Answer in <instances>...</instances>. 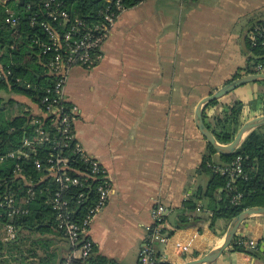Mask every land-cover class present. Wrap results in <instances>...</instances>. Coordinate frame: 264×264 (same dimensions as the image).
Wrapping results in <instances>:
<instances>
[{"label": "crops", "instance_id": "1", "mask_svg": "<svg viewBox=\"0 0 264 264\" xmlns=\"http://www.w3.org/2000/svg\"><path fill=\"white\" fill-rule=\"evenodd\" d=\"M256 19L264 20V0H145L122 12L93 68H73L67 94L81 110L76 135L106 166L113 187L89 231L95 255L140 264L157 204L166 208L170 231L182 216L189 222L171 235L191 247L158 246L165 261L181 264L222 244L230 222L221 219L211 228L207 198L196 200L200 210L184 209L186 198L205 191L209 181L198 173L208 141L196 112L238 73L248 75L245 38ZM260 95L261 109L264 83L244 84L219 105L207 104L204 121L238 100L246 104V121L261 116L250 106ZM238 235L264 252V215L246 219ZM210 264H264V258L229 247Z\"/></svg>", "mask_w": 264, "mask_h": 264}, {"label": "built area", "instance_id": "2", "mask_svg": "<svg viewBox=\"0 0 264 264\" xmlns=\"http://www.w3.org/2000/svg\"><path fill=\"white\" fill-rule=\"evenodd\" d=\"M20 2L0 0V6L7 7V22L11 26L19 23V17L11 11L9 3ZM25 5L27 9H32L28 16L30 23L40 26L44 33V37L36 38L34 42L42 54L50 55L46 67L51 85L39 102L22 96L26 104L24 112L29 115L34 130L30 137L24 135L20 147L3 154L0 160H16L14 175L27 182L28 203L36 197L35 187L39 183L25 176L20 162L31 161L38 171H45L39 181L46 183L41 191L51 192L49 203L55 214L56 228L69 248L61 264H84L95 249L89 235L92 222L106 206L113 187L106 166L88 152L76 135L75 122L81 110L70 101L67 84L73 68H93L102 58L103 46L127 7L123 0H106L97 12L98 19L89 21L70 12L62 0H29ZM250 37L255 42V35L250 34ZM256 70L257 73H264V59L256 65ZM12 78L13 70L0 65V80L9 81ZM16 82H21V79L16 78ZM27 86L31 87L32 84L28 83ZM242 159L238 156L217 171L229 174L234 181L244 175ZM3 185H7L6 180L0 182V187ZM73 189L79 191L76 195L77 206L85 210L80 219H76L78 209L69 196ZM240 197L239 194L236 199ZM28 212L8 188L0 194V217L3 213L14 217ZM151 218L140 251V264H156L159 259L166 260V256L158 251V246H168L171 242L181 251L189 250L191 242L176 241L170 234L163 204L152 208ZM18 230L14 223H6L2 228L4 240L16 239ZM246 243L248 248L256 246L252 240Z\"/></svg>", "mask_w": 264, "mask_h": 264}, {"label": "trees", "instance_id": "3", "mask_svg": "<svg viewBox=\"0 0 264 264\" xmlns=\"http://www.w3.org/2000/svg\"><path fill=\"white\" fill-rule=\"evenodd\" d=\"M20 3H9L11 11L19 17V23L11 26L7 22V7L0 6V65L6 69H12L14 78L9 81L0 80V157L21 146L24 137L22 128L27 124L26 135L30 137L34 126L30 123L29 115L24 112L25 102L15 97L7 101L1 93L16 94L29 97L34 102H39L41 97L46 94L51 85L50 76L47 74L46 63L50 55H44L35 44L36 38L44 37L40 26L32 25L28 16L32 9H27L26 2L29 0H20ZM66 8L89 21L98 19L97 12L104 6L106 0H62ZM145 0H123L127 8L136 6ZM250 34L255 35V42ZM42 38V37H41ZM246 47L250 52L247 74L257 73L256 65L264 59V20H255L249 27V33L246 36ZM238 73L234 79L241 77ZM20 78L21 82H16ZM264 83V81H258ZM32 84L28 87L27 84ZM221 103L220 99L208 103L206 109L210 106H217ZM263 103L261 95L250 102L252 109H260L259 104ZM245 103L235 101L232 104L225 105L221 114L213 116V121L206 122V125L213 132L216 140L221 144L231 143L242 125L246 122L244 115ZM260 115L264 114V108H261ZM206 117V111H204ZM238 156H241L244 175L231 180L229 174H222L217 171L218 168L232 163ZM23 166L26 177L33 179L36 184L37 194L34 200L27 202V182L14 175L16 160H0V182L6 180L7 185L0 187V194L8 188L10 192L16 194L19 202L29 210L27 214L11 217L3 213L0 217V264H61L65 259L58 249L69 251L66 240L62 238L57 231L55 224V214L49 203L51 192H42L45 182H39L40 177L45 171H38L31 161L20 162ZM198 173L206 175L209 179L205 191L202 189L194 198L187 199L184 203V209H197L198 199L207 198L208 208L212 212L211 228L215 227L218 220L224 219L228 223L245 209L251 207H264V125L253 130L241 146L232 154H219L214 146L208 142L207 151L203 156L202 163ZM54 189V186H53ZM222 190V191H220ZM78 189L69 192L71 202L78 209L76 219H80L84 214V207L77 206L76 195ZM241 195L236 199L237 195ZM14 223L18 230V236L11 241L4 240L2 228L6 223ZM188 219L183 217L174 227L182 228L188 225ZM171 230L170 234L175 230ZM56 238L63 240L54 244ZM55 240V241H54ZM249 239L236 234L231 243V249L235 251L247 252L255 257L264 258V252L256 244L254 248H248ZM54 244V245H53ZM51 249V252L43 251L40 254L36 250ZM26 249L29 255L39 258L38 262H29L30 256L24 254ZM68 253V252H67ZM39 255V256H38ZM159 255V254H158ZM84 264H113L101 256L94 253L84 262ZM156 264H171L165 260L159 259Z\"/></svg>", "mask_w": 264, "mask_h": 264}, {"label": "water", "instance_id": "4", "mask_svg": "<svg viewBox=\"0 0 264 264\" xmlns=\"http://www.w3.org/2000/svg\"><path fill=\"white\" fill-rule=\"evenodd\" d=\"M258 81H264V73H255V74H248L245 76H241L239 78L232 80L227 85L218 89L213 94L205 97L198 105L196 112L197 125L203 136L207 139L209 143H211L214 146V148L219 154L229 155L234 153L253 130L264 125V114L261 116H256L246 121L238 131L235 139L231 143L221 144L216 140L213 132L209 129V127L206 125L204 121L205 106L214 100L223 98L224 96H226L227 94H229L230 92L234 91L235 89H237L238 87L244 84L251 82H258ZM26 129H27V124L22 128L24 135L26 134ZM257 214L264 215V207H251L245 209L231 220L228 229L224 235L222 244H220L217 248L210 250L208 253H206L204 256L200 258L187 261L181 264H210L215 262L218 259V257L227 248L231 246V243L235 238L236 234L238 233V230L240 229L242 223L249 217ZM174 216L175 214H173V216H171L170 218L172 225L175 224Z\"/></svg>", "mask_w": 264, "mask_h": 264}, {"label": "rangeland", "instance_id": "5", "mask_svg": "<svg viewBox=\"0 0 264 264\" xmlns=\"http://www.w3.org/2000/svg\"><path fill=\"white\" fill-rule=\"evenodd\" d=\"M231 93V92H230ZM3 96H4V98L6 99V101L9 99V98H13V97H15V98H17V99H19V100H21V101H25L20 95H16V94H6V93H1ZM228 95V94H227ZM55 241V240H54ZM57 243H60V245H63L64 243H63V240H60L59 239V242H58V238H56V241H55V245L57 244ZM53 244V245H54ZM38 251V253L40 254L41 252L43 253V251H48V252H51L52 250L51 249H46L45 248V250L44 249H41V251L40 250H36V252ZM58 251H59V253L62 255V256H64V252L66 251L65 249H58ZM24 254H26L27 255V257L28 256H30V258H29V262L31 261V262H38V260H39V258H35V257H32V255H29V253H27V251H26V249L24 250ZM39 256V255H38Z\"/></svg>", "mask_w": 264, "mask_h": 264}]
</instances>
